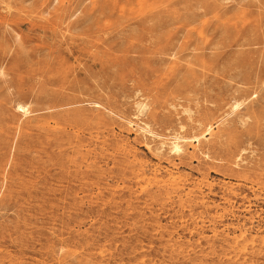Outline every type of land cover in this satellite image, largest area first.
<instances>
[{
	"label": "rangeland",
	"instance_id": "rangeland-1",
	"mask_svg": "<svg viewBox=\"0 0 264 264\" xmlns=\"http://www.w3.org/2000/svg\"><path fill=\"white\" fill-rule=\"evenodd\" d=\"M249 1L0 0V264H264Z\"/></svg>",
	"mask_w": 264,
	"mask_h": 264
},
{
	"label": "bare ground",
	"instance_id": "bare-ground-1",
	"mask_svg": "<svg viewBox=\"0 0 264 264\" xmlns=\"http://www.w3.org/2000/svg\"><path fill=\"white\" fill-rule=\"evenodd\" d=\"M247 6H253V7H256L257 9L259 10H262L264 12V0H250L247 4ZM241 8V7H240ZM258 10V11H259ZM264 41V39H263ZM240 43H260L256 38L254 39H249V40H246L244 42H240ZM263 43V42H262ZM227 68V67H226ZM211 69V68H210ZM236 69V68H235ZM238 69V68H237ZM221 70V69H220ZM240 69H238V71H235L236 73L237 72H240L239 71ZM255 77H256V80H257V77H260L264 74V64L260 67H256L255 69ZM254 73V72H253ZM240 74H242L240 72ZM240 74H238L240 76ZM238 78V77H237ZM231 81V80H230ZM18 109H21V111L25 112L26 111V108L22 105H18ZM208 128V127H207ZM207 130V129H206ZM170 150L173 151V152H180V146L179 144L174 141L170 144Z\"/></svg>",
	"mask_w": 264,
	"mask_h": 264
}]
</instances>
